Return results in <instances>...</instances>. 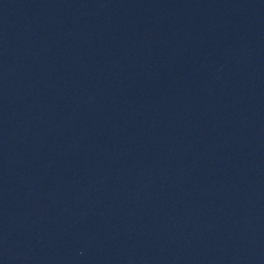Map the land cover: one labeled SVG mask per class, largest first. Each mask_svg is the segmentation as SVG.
<instances>
[{
	"label": "water",
	"instance_id": "1",
	"mask_svg": "<svg viewBox=\"0 0 264 264\" xmlns=\"http://www.w3.org/2000/svg\"><path fill=\"white\" fill-rule=\"evenodd\" d=\"M0 264H264V0H0Z\"/></svg>",
	"mask_w": 264,
	"mask_h": 264
}]
</instances>
